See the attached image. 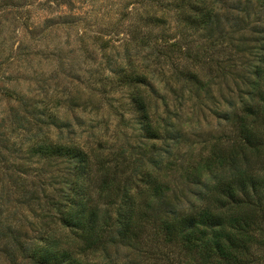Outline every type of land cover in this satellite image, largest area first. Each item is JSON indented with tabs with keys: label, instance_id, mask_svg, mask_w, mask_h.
I'll return each instance as SVG.
<instances>
[{
	"label": "rangeland",
	"instance_id": "374dc122",
	"mask_svg": "<svg viewBox=\"0 0 264 264\" xmlns=\"http://www.w3.org/2000/svg\"><path fill=\"white\" fill-rule=\"evenodd\" d=\"M202 6L211 22L191 28L184 20ZM261 38L264 0H0V264H34L27 245L55 228L42 189L49 194L56 185L45 170L54 178L64 173L57 160L26 153L36 139L108 156L122 165L121 185L132 192L144 186L143 166L156 171L161 197L179 201V209L204 204L207 187L183 181L180 166L231 139L230 112L262 91L264 73L255 76ZM121 69L146 80L124 84ZM135 92L159 124L157 138L141 129ZM142 239L115 237L86 259L186 264L178 248L160 253ZM16 243L26 248L17 251ZM256 250L264 260V248Z\"/></svg>",
	"mask_w": 264,
	"mask_h": 264
},
{
	"label": "trees",
	"instance_id": "16d2710c",
	"mask_svg": "<svg viewBox=\"0 0 264 264\" xmlns=\"http://www.w3.org/2000/svg\"><path fill=\"white\" fill-rule=\"evenodd\" d=\"M210 20L209 11L202 6L184 22L192 28L207 26ZM147 22L155 26L154 20ZM259 40L255 76L261 79L264 39ZM241 42L239 46H247L243 40L236 44ZM118 73V80L127 85L146 80L139 71L121 69ZM257 83L260 81L251 86ZM131 102L145 136L157 138L160 127L151 118L144 95L135 92ZM227 119L233 129L232 138L225 143L229 145L215 143L200 161L180 166L183 181H201L207 187L204 204L195 208L179 209V201L161 197L163 188L156 171L140 167V172L145 171L140 180L144 186L132 192L121 185L118 173L122 165L109 163L108 156L53 143L49 138L36 139L26 153L47 162L57 160L64 174L54 178L52 171L45 170L54 180L51 187L56 185L49 194L42 189L55 228L27 245L29 259L34 264H103L88 261L86 256L106 249L115 237L126 243L147 237L156 246L150 247L153 251L178 248L186 264H264L256 252L264 248V87L257 95L248 94ZM205 172L213 174L204 182ZM35 193L31 191L32 199L37 200ZM157 197L159 204L154 207ZM64 239H71L73 245ZM16 244L17 251L26 246ZM163 254L170 259L168 252Z\"/></svg>",
	"mask_w": 264,
	"mask_h": 264
}]
</instances>
